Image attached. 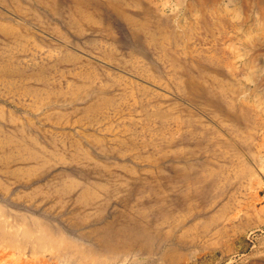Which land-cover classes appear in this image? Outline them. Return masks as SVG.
Instances as JSON below:
<instances>
[{
	"label": "rangeland",
	"instance_id": "obj_1",
	"mask_svg": "<svg viewBox=\"0 0 264 264\" xmlns=\"http://www.w3.org/2000/svg\"><path fill=\"white\" fill-rule=\"evenodd\" d=\"M245 1L0 0V264H115L119 189L171 186L177 168L224 194L174 204L200 214L172 263L264 264V0ZM223 94L249 181L223 170ZM87 189L102 197L86 210Z\"/></svg>",
	"mask_w": 264,
	"mask_h": 264
},
{
	"label": "bare ground",
	"instance_id": "obj_2",
	"mask_svg": "<svg viewBox=\"0 0 264 264\" xmlns=\"http://www.w3.org/2000/svg\"><path fill=\"white\" fill-rule=\"evenodd\" d=\"M203 1L204 0H199L200 3H203ZM242 1L243 0H225L222 10H227L230 7H236L234 9L235 11L240 10ZM250 1L252 2V0ZM245 2H249V0ZM252 3V7L255 8V3ZM259 8L263 9L262 7ZM224 94L221 95L220 103L221 108L224 107L222 110L224 111L223 115L226 117V121L224 120V122H221L222 124L220 126L223 136L221 142L223 170L228 171L229 168L235 170L236 168V177L242 176L245 178L248 175L247 179L249 181V178L254 176L253 166L250 164L248 158H245L244 155L241 154V150L244 149V147L250 148V141L245 140L242 141L241 144L235 140H231V134L236 131L234 128L235 123L239 121L240 109L237 111V108L231 105L226 109L228 103H223L226 102V94ZM259 160L255 162V164L260 163V170H264L262 166V162L264 161ZM199 177L200 176L195 175L189 170L177 168L170 176L169 180L173 183L171 186H142L139 184V178L135 177V183L137 181V185L140 186H128L124 189L123 187L119 189L117 201L123 203V209L109 214L104 225V229L107 231L108 235L115 234L122 240V252L126 249L125 253L122 254V257H125H121L122 259L115 264H159V262L168 260L170 261L169 263L173 264L172 262L175 260V256L174 254L172 255V251H174V249H167L168 242L170 243L177 231H187L190 227L186 225L188 219H196L198 214H200L199 211H194L189 216L186 214L179 216L176 213L177 209L172 208L174 204L181 209L185 207L186 209H191L196 203H206V210H208L213 208L219 195L221 196L222 193L224 194V188L220 186L219 178L215 176L214 173H206L203 184L196 185V183L199 182ZM98 188L101 192L104 191V194H110L109 190H107L104 185L98 186ZM85 195L89 197L90 200L92 199L91 202L86 204L89 206L85 208L86 210L88 208L92 209L93 203H95L97 199L100 200V197H102L101 193L89 189L86 190ZM107 201H109V198L105 197L104 205H102V207L95 206L93 209L97 208L100 209V211L105 210ZM229 224L232 225V223ZM224 234L229 236L225 232L220 234V236H224ZM133 247L143 249V252L130 254V250Z\"/></svg>",
	"mask_w": 264,
	"mask_h": 264
}]
</instances>
